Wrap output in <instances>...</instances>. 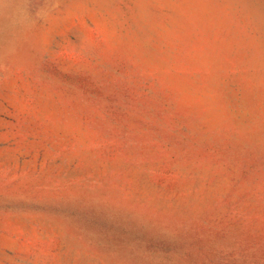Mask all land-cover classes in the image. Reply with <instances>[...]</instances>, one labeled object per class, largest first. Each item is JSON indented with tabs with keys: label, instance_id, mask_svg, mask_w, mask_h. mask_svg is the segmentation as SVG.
<instances>
[{
	"label": "rangeland",
	"instance_id": "rangeland-1",
	"mask_svg": "<svg viewBox=\"0 0 264 264\" xmlns=\"http://www.w3.org/2000/svg\"><path fill=\"white\" fill-rule=\"evenodd\" d=\"M0 264H264V0H0Z\"/></svg>",
	"mask_w": 264,
	"mask_h": 264
}]
</instances>
